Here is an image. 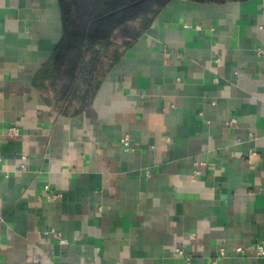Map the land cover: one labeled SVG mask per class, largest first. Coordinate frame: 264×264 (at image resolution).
<instances>
[{
	"label": "crops",
	"instance_id": "crops-1",
	"mask_svg": "<svg viewBox=\"0 0 264 264\" xmlns=\"http://www.w3.org/2000/svg\"><path fill=\"white\" fill-rule=\"evenodd\" d=\"M61 36L0 0V264H264V0H170L63 101Z\"/></svg>",
	"mask_w": 264,
	"mask_h": 264
},
{
	"label": "trees",
	"instance_id": "trees-1",
	"mask_svg": "<svg viewBox=\"0 0 264 264\" xmlns=\"http://www.w3.org/2000/svg\"><path fill=\"white\" fill-rule=\"evenodd\" d=\"M169 1L57 0L62 36L40 75L62 101L83 88L91 90L93 81L148 29Z\"/></svg>",
	"mask_w": 264,
	"mask_h": 264
},
{
	"label": "built area",
	"instance_id": "built-area-1",
	"mask_svg": "<svg viewBox=\"0 0 264 264\" xmlns=\"http://www.w3.org/2000/svg\"><path fill=\"white\" fill-rule=\"evenodd\" d=\"M121 142H122V146L124 147V148H129V145H130V143H129V140H128V137H124V138H122V140H121ZM23 159L25 158L24 156L22 157ZM22 168H24L25 166H24V164L22 163ZM60 233H58V235H59ZM62 240V242H65L66 240L65 239H61ZM242 250V248L241 247H238L237 249H236V252H240ZM221 255H225V253H224V250L223 249H221ZM264 254V247L261 245V244H257L256 246H255V255H263ZM88 264H92L91 262L90 263H88Z\"/></svg>",
	"mask_w": 264,
	"mask_h": 264
}]
</instances>
